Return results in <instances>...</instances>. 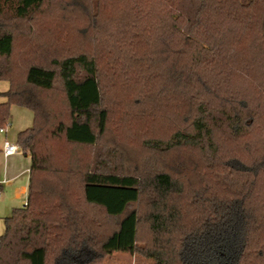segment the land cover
<instances>
[{
    "label": "trees",
    "instance_id": "1",
    "mask_svg": "<svg viewBox=\"0 0 264 264\" xmlns=\"http://www.w3.org/2000/svg\"><path fill=\"white\" fill-rule=\"evenodd\" d=\"M49 4L0 0V128L33 115L0 264H264V106L235 87L264 76V0Z\"/></svg>",
    "mask_w": 264,
    "mask_h": 264
},
{
    "label": "rangeland",
    "instance_id": "2",
    "mask_svg": "<svg viewBox=\"0 0 264 264\" xmlns=\"http://www.w3.org/2000/svg\"><path fill=\"white\" fill-rule=\"evenodd\" d=\"M56 3H57V0H50L49 6H50L51 13H53L52 12L53 10L57 9L55 7ZM243 42L246 44L247 50L250 49L251 54H254L257 61H263L261 59L260 50H259L261 46V42H260V38L257 33L251 36L250 35L244 36ZM70 48L73 49L72 51L76 52L79 49L78 43L75 44V42L73 41V43L70 45ZM246 48H244V50ZM263 77H264L263 71L256 64L255 68L252 70L251 81L248 83L243 82V81L236 82L235 87H237L238 91L242 95H244L247 99H250L254 104L264 106V91L260 87L258 88V86H262V84H260L259 82L262 80ZM112 88H113L112 90L113 97H115L117 100L121 97H124L123 98L124 100L122 101L128 100L130 92H126L125 88H123L122 86H113ZM6 89H8V83L5 81H0V91H4ZM0 101L2 102L4 101V99L0 97ZM117 115H118V110L116 109L115 111H113L111 115L113 123H115ZM32 121H33V115L30 111L12 106L10 109V121L8 125L6 140L14 143L17 133L30 127L32 124ZM158 128H159V124L156 127V130ZM117 130H118V127L112 124L110 127V131L112 135L114 136V138L117 139L119 142H125L127 145L131 147L138 145V142L141 138L138 135L139 133H141L140 131H138L137 133H134L133 137L129 139V138L122 137V135H120V133L117 132ZM3 140L4 138L0 136V146H2ZM19 158L22 161L26 162L23 159V157H19ZM4 162H5L4 158L0 156V174L2 172L1 168L3 169ZM19 171H22V169L20 168ZM21 178L22 180H24L26 176H23ZM12 196H13V193L9 194V191L5 190V187H4V192L2 196H0V217L10 215L13 209L12 207H16L14 205L11 206L10 200ZM20 205L21 204H18L17 207H19ZM103 264H152V261L149 259L140 257L138 255H129L126 253H116L112 255L111 257H109L105 262H103Z\"/></svg>",
    "mask_w": 264,
    "mask_h": 264
},
{
    "label": "crops",
    "instance_id": "3",
    "mask_svg": "<svg viewBox=\"0 0 264 264\" xmlns=\"http://www.w3.org/2000/svg\"><path fill=\"white\" fill-rule=\"evenodd\" d=\"M6 90L0 92H5ZM7 131L8 128L5 129V132L3 134H0V136L4 138L3 142L6 140ZM1 148L2 146H0V156L4 158L1 154ZM19 157H23L26 162L22 161ZM4 160L5 162L3 165V169L1 168L2 172L0 174V196H2L5 187V190L9 191V194L13 193V196L10 200L11 206L14 205L16 207L12 208H18V204H21L19 207L24 206V204H26L25 197L27 196L30 158L22 153L9 156L7 158H4ZM20 168L22 169V171H19ZM23 176H26L24 180H22L21 178ZM8 216L0 217V235H2L4 231V219Z\"/></svg>",
    "mask_w": 264,
    "mask_h": 264
},
{
    "label": "built area",
    "instance_id": "4",
    "mask_svg": "<svg viewBox=\"0 0 264 264\" xmlns=\"http://www.w3.org/2000/svg\"><path fill=\"white\" fill-rule=\"evenodd\" d=\"M4 132L5 128H0V134H3ZM1 154L4 158H7L9 156L22 154V151L16 143L5 140L2 144ZM25 205L26 204H24V206Z\"/></svg>",
    "mask_w": 264,
    "mask_h": 264
}]
</instances>
